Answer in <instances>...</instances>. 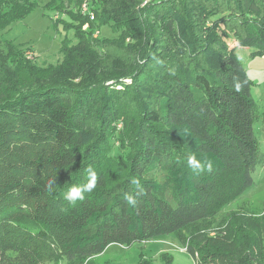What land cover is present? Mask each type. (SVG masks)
<instances>
[{"label":"trees","instance_id":"trees-1","mask_svg":"<svg viewBox=\"0 0 264 264\" xmlns=\"http://www.w3.org/2000/svg\"><path fill=\"white\" fill-rule=\"evenodd\" d=\"M39 1L0 0V32ZM84 1L45 0L73 31L56 64L10 43L11 60L0 52V264H97L110 245L166 235L195 264H264V213L199 230L264 164L253 127L264 107L222 38L263 56L264 0H87L94 21ZM189 154L211 170H194ZM88 167L97 185L70 204L63 194Z\"/></svg>","mask_w":264,"mask_h":264},{"label":"rangeland","instance_id":"rangeland-1","mask_svg":"<svg viewBox=\"0 0 264 264\" xmlns=\"http://www.w3.org/2000/svg\"><path fill=\"white\" fill-rule=\"evenodd\" d=\"M145 1V0H144ZM159 1V0H156ZM84 2H87L85 0ZM83 2V3H84ZM45 0H40L36 8L22 19L14 21L0 32V52L11 56L19 49L24 51V56L30 62L37 64L54 65L61 60L59 48L66 41H73V31L65 30L63 22L66 17L44 7ZM82 3V4H83ZM81 4V5H82ZM80 5V7H81ZM77 12V7L73 9ZM207 26L212 28L211 23ZM85 28V27H83ZM219 28V27H218ZM102 35L114 36L108 28H101ZM219 35L221 33L219 31ZM222 38L226 42L228 50H234V55L245 69L248 78L252 82L251 95L256 103L258 112L264 107V55H253V48L239 47L231 34ZM14 45L18 50L6 49V44ZM0 53V54H1ZM6 57V55L4 56ZM0 57L1 64H7L6 59ZM130 84L129 80L123 81ZM112 82H109L111 84ZM108 84V83H107ZM118 86L116 89H120ZM125 124L122 121L113 123L110 131V144L113 143L111 155L118 157V143ZM255 137L260 151L264 153V120L254 123ZM183 141L184 139H178ZM253 185L242 195L237 197L217 214L211 221L205 223V227H199L200 231L209 230L224 223L231 214H243L247 216H259L264 213V164L258 166L252 173ZM185 247V245H184ZM183 245L173 235L160 236L155 239L134 242L130 245L113 244L96 258L97 264H163L164 257L169 258L172 264H195L194 260L184 250Z\"/></svg>","mask_w":264,"mask_h":264},{"label":"clouds","instance_id":"clouds-1","mask_svg":"<svg viewBox=\"0 0 264 264\" xmlns=\"http://www.w3.org/2000/svg\"><path fill=\"white\" fill-rule=\"evenodd\" d=\"M187 163L194 170H208L210 171L212 168L211 161H205L202 165L197 161L195 155L189 154L187 157ZM85 182L82 184H73L68 187V189L63 194V199L70 204H74L76 201H83L85 199V193L91 192L97 185L98 182V174L96 170L92 167H88L86 170ZM54 183V179L52 181ZM133 184L139 186L138 180H132ZM142 191V190H141ZM125 199L128 204L135 205L136 199L133 195L125 194Z\"/></svg>","mask_w":264,"mask_h":264},{"label":"built area","instance_id":"built-area-1","mask_svg":"<svg viewBox=\"0 0 264 264\" xmlns=\"http://www.w3.org/2000/svg\"><path fill=\"white\" fill-rule=\"evenodd\" d=\"M147 1H148V0H145V1L143 2L142 6L145 5V4L147 3ZM80 12H81L82 14H84V15H88L90 21H94V16H93V14L89 11L88 3H87V2H84V3L81 5V7H80ZM98 34H99V32L96 31V32L94 33V37L98 36ZM184 250L186 251V249H184Z\"/></svg>","mask_w":264,"mask_h":264}]
</instances>
